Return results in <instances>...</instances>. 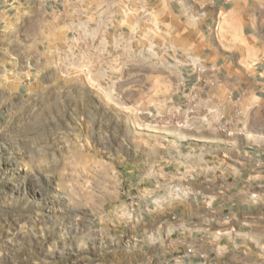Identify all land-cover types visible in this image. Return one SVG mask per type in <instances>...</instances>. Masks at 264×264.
I'll list each match as a JSON object with an SVG mask.
<instances>
[{
    "label": "crops",
    "instance_id": "crops-1",
    "mask_svg": "<svg viewBox=\"0 0 264 264\" xmlns=\"http://www.w3.org/2000/svg\"><path fill=\"white\" fill-rule=\"evenodd\" d=\"M135 12L143 39L153 16L159 61L175 64L174 107L189 95L205 114L173 122L149 167L147 186L189 193L143 211V264H264V13L254 0H0V83L39 88L58 57L117 37Z\"/></svg>",
    "mask_w": 264,
    "mask_h": 264
},
{
    "label": "rangeland",
    "instance_id": "rangeland-1",
    "mask_svg": "<svg viewBox=\"0 0 264 264\" xmlns=\"http://www.w3.org/2000/svg\"><path fill=\"white\" fill-rule=\"evenodd\" d=\"M131 17L117 37L58 57L39 88L1 80L0 264H143V211L189 193L147 186V172L173 122L204 110L189 95L174 107L180 78L159 61L156 21L143 39Z\"/></svg>",
    "mask_w": 264,
    "mask_h": 264
},
{
    "label": "built area",
    "instance_id": "built-area-1",
    "mask_svg": "<svg viewBox=\"0 0 264 264\" xmlns=\"http://www.w3.org/2000/svg\"><path fill=\"white\" fill-rule=\"evenodd\" d=\"M189 251V250H188Z\"/></svg>",
    "mask_w": 264,
    "mask_h": 264
}]
</instances>
